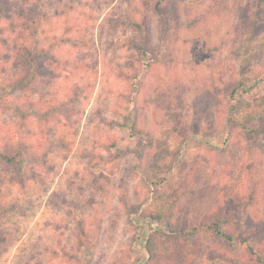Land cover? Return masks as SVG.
Instances as JSON below:
<instances>
[{
	"label": "rangeland",
	"instance_id": "rangeland-1",
	"mask_svg": "<svg viewBox=\"0 0 264 264\" xmlns=\"http://www.w3.org/2000/svg\"><path fill=\"white\" fill-rule=\"evenodd\" d=\"M157 1L0 0V30L16 31L0 44V151L24 144L35 158L0 163V264H264V149L250 132L264 117V25L245 28L255 0H163L180 29L171 54L190 64L136 84L130 42L142 43L136 23L158 43ZM35 43L43 76L22 91L19 54ZM250 167L249 228L227 240L214 217Z\"/></svg>",
	"mask_w": 264,
	"mask_h": 264
},
{
	"label": "trees",
	"instance_id": "trees-1",
	"mask_svg": "<svg viewBox=\"0 0 264 264\" xmlns=\"http://www.w3.org/2000/svg\"><path fill=\"white\" fill-rule=\"evenodd\" d=\"M160 0L154 6L153 11L159 16L160 25H161V33L158 43L154 48H150L149 40H148V30L145 24L142 27H138L135 23V26L138 30L142 32V43L141 45H136L133 42H130V45L138 51V58L135 62L130 64L131 79L136 83H140L144 80L151 69L157 65H170L174 63H182V64H190L189 59L186 60H177L172 54L171 50L173 45L176 43L178 37H176V33L179 32V26L170 22L169 19V10L166 4L161 5ZM263 2L262 0H255L252 8L248 9L246 12L247 21H246V31L248 34H254L260 27L264 25V12H262ZM45 14H40L37 16L36 20L32 22V24L28 27L30 30V36L33 37L36 35L37 29L36 26L43 20ZM45 20V19H44ZM192 25H187V29H192ZM27 29V30H28ZM7 31V36L0 35V44L2 46H9L11 41V35L15 34L14 24L9 22L5 29L0 30L1 32ZM195 36V39L192 37ZM192 36L181 35V40L183 45H190L193 40H198L202 37L201 32L195 33ZM14 49L18 51V47L15 46ZM216 50V49H215ZM22 53L19 54L20 57L23 58V62L25 64V69L20 73L18 77H16L12 81V85L16 88L21 89L22 91L34 90V86L36 81L43 76V73L39 67V59L47 54V51L38 46V44H34L30 48H25L21 50ZM250 132L256 136L260 145L264 149V117L259 119V125L250 127ZM235 137L234 128L230 129L225 142H231ZM35 158L30 155V153L26 150V146L24 144H19L15 148L6 147L0 151V163L3 164H13L21 168L23 162H30ZM259 178L257 175V168L250 167L248 171L247 184L245 192L234 199L224 201V204L217 209L216 215L214 219L219 220L224 225V231L222 236L225 239L231 240L232 236L235 235L236 226H240L237 228L238 232L241 233L243 229L249 228L248 218L250 216V208L255 203L258 193L259 186ZM193 192L195 189L189 188L186 191H182L179 194L175 195L172 200L173 213L170 212V219L172 221L177 222L178 218L175 214V210L178 214L183 213L184 211V202L183 199H189L193 196ZM184 201V200H183ZM2 213V207L0 204V214ZM2 240V238H0ZM256 254L261 258L264 256V251L260 247L256 249Z\"/></svg>",
	"mask_w": 264,
	"mask_h": 264
}]
</instances>
